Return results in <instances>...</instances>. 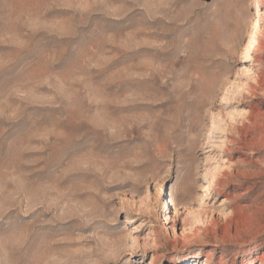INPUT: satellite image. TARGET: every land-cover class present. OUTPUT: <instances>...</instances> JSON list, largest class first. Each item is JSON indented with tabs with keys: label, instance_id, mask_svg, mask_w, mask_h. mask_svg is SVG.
<instances>
[{
	"label": "rangeland",
	"instance_id": "obj_1",
	"mask_svg": "<svg viewBox=\"0 0 264 264\" xmlns=\"http://www.w3.org/2000/svg\"><path fill=\"white\" fill-rule=\"evenodd\" d=\"M0 264H264V0H0Z\"/></svg>",
	"mask_w": 264,
	"mask_h": 264
}]
</instances>
